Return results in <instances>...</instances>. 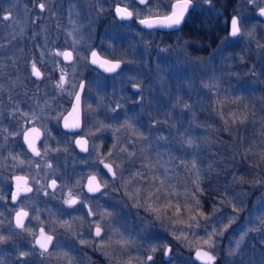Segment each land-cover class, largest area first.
I'll use <instances>...</instances> for the list:
<instances>
[{
  "label": "rangeland",
  "instance_id": "1",
  "mask_svg": "<svg viewBox=\"0 0 264 264\" xmlns=\"http://www.w3.org/2000/svg\"><path fill=\"white\" fill-rule=\"evenodd\" d=\"M55 1L0 0V93L29 85L31 88L24 91L26 96L23 100L35 102L32 110L37 107L41 122L46 118L58 121L68 109L67 103L85 73L87 52L92 46L97 45L105 53L116 54V58L122 62V69L114 77L92 74L83 92V130L91 138L90 152L79 160L62 156L57 158L55 164L56 176L59 174L61 177L68 170L67 165L86 164L85 168L91 171L98 169L99 160L109 161L117 173L113 182L116 186L112 189L114 193L104 194L99 201L108 200L115 210L110 212H117V215L109 218L108 226L118 228L119 232H110L109 235L118 234L119 239L123 235L133 243L125 251L114 242L112 247L116 254L105 250L101 254L102 259L105 262L113 257L121 262L132 259L133 264H136L137 260L146 262V256L153 255L150 264H160L158 253L161 254L164 246L173 242L177 248L172 252L171 264H197L192 258L195 248L174 237L184 232L189 239L202 242V239L207 238L206 232L193 225L196 233L193 237V229L171 223L168 217L176 219L173 215L175 207L168 212L167 217L157 219V215L162 214L150 212L148 207L160 208V203L157 204L154 199L149 200L146 193H142L139 199L130 197L128 193H135L137 187L149 188L150 183L160 187L158 181L150 180L157 175L153 170L158 171L159 167L163 171L159 175H164L169 191L174 189L183 194L185 189L189 193L195 190L193 181L196 175L189 162L195 160L197 168L199 162L193 154L188 156L186 166L177 155L175 159L172 153L169 155L167 148L163 152L166 155L151 150L155 139H159L164 146L166 144L167 136L164 133L158 135V129L163 126L165 130L168 121H164V117L157 118V115L167 112V120L168 117L178 115L181 122L188 115V123L194 122L197 113L193 104L202 93L203 96L212 97L215 106L213 123L221 122L224 125L218 128L219 131L229 133L226 126L234 124L232 113L238 116L244 113L248 117L243 124L236 122L233 132V135L238 132L236 142L240 157L230 172L224 204L219 211L207 215L209 220L199 218V222L201 225L206 224L209 232L213 224L218 222L219 232L229 219L235 218V223L223 236L214 237L217 247L212 254L217 258L216 264H264V224L261 223L264 221V207L261 206L264 201V184L251 183L255 180L264 181V162L260 161L259 156L264 151V21L256 15V10L263 7L264 2L257 0L253 6L247 0H211L210 4L204 0H195L194 9L199 11L203 21L218 26L217 29H224L226 19L240 14L245 32L241 37L225 41L227 28L214 48L203 58H197L191 51L199 50L200 46L180 31L164 33L142 29L135 23H119L113 19L99 25L101 18L110 12L111 0H69L66 5L67 21L62 27L66 38L55 41L53 45L50 37L55 30ZM39 3L45 4V10L38 8ZM137 8L143 9L134 6V11ZM9 13L10 18L5 20L4 16ZM248 32L252 36H248ZM152 42L162 47L150 55ZM68 45L74 59L64 65L58 61L60 55L57 53H61ZM33 63L41 72L40 78L32 75ZM61 75L65 81L62 86L59 83ZM195 76L200 77V80H195ZM135 84H139L140 88L132 91L130 86ZM225 85L230 87V94L225 92ZM172 104H179L174 115L168 109L173 107ZM144 106L147 115L144 114ZM142 117L147 118L150 124L148 132L138 137L136 131L138 128L140 130ZM185 131L190 135L186 137L183 133ZM195 131L196 125L195 130L193 127L190 130L185 127L180 131L181 138L185 136L186 142L194 140ZM137 172L143 173L149 180L142 182L137 178L125 187V183ZM239 178H243V181L238 182ZM105 181L112 184L108 178ZM257 186L262 188L255 191ZM170 199L173 204L177 202L175 197ZM179 200L184 203L183 196ZM98 203L87 201L91 207ZM187 203L193 206L194 200L189 198ZM233 206L242 210L236 212ZM194 214L192 207V211H185L180 219L185 224L190 223L189 216ZM97 219L103 223L99 216ZM245 231L248 234L244 236L240 247L234 255H229L230 249L236 248L235 241ZM64 241L62 236L58 238L56 264H68L69 260L63 250ZM152 246L158 247L155 253L150 251ZM122 252L124 255H119ZM128 252L129 256L126 255ZM48 257L42 258L43 264H51ZM89 260L88 256L82 258L84 264H91Z\"/></svg>",
  "mask_w": 264,
  "mask_h": 264
},
{
  "label": "flooded vegetation",
  "instance_id": "2",
  "mask_svg": "<svg viewBox=\"0 0 264 264\" xmlns=\"http://www.w3.org/2000/svg\"><path fill=\"white\" fill-rule=\"evenodd\" d=\"M68 1L56 0L54 3L56 8V15L53 17L55 30H53L50 37L53 45H55V41L66 38L62 27L66 24L68 17L66 10ZM110 3V12L101 18L99 25H104V23L113 19L123 24L135 23L138 27L145 29L137 23L139 18H143L142 16L133 18L132 20H121L116 17L114 9L118 3L119 6L123 7L125 4L120 3L118 0H111ZM134 6L143 7L142 5L134 4L129 10L134 11ZM198 22L199 11L193 9L190 10L186 21L178 29L159 30L164 33L182 32L185 28L194 27ZM93 49H96L105 58L118 60L116 54L105 53L97 45L91 47L86 56L87 66L86 69L84 68V77H81L77 86L78 89L80 82L83 81L84 90L81 95V106L83 92L92 74L99 73L105 77H114L122 69L113 74H106L95 66L90 65L88 63V56ZM66 50L72 53V59L65 61L63 56L60 55L58 61L64 65L74 59L69 45L62 52ZM34 78L38 77L34 76ZM30 88L29 85H21V88L17 87L11 89L9 92L0 93V264H43L42 258L45 256H49L48 260L51 264H56L58 255H55V250L57 249L56 244L60 236L65 239L63 250L67 254L66 259L71 260L72 264H84L82 261L83 256H88L91 264H108V261L110 264H118V262L119 264H123V261H118L115 257L106 262L101 257V254L105 250L108 252L114 251L116 254L112 245L115 241L119 240L118 234L110 235L111 242L108 241L107 237L103 241L100 238L93 239L95 223H99L98 216L86 215L89 208L94 213L104 211L111 213V216L117 215V212H110L115 211L112 209V203L108 202V200L107 202L104 200L99 201L104 194L112 195L114 193L112 189L116 188L115 183H113L116 179L113 180L109 176L102 167L103 163L100 161L111 163L106 160H99L98 169H91V171L85 168L87 167L86 164L82 166L67 165L68 170L65 171L64 176L62 175L61 177L59 174L56 176L55 164L57 158L67 156L68 158L76 157L79 160L85 158L90 152L91 138L83 130L85 124L82 119V107L80 106L81 126L78 129L69 130L65 129L62 125L63 116L69 111L74 95L69 103H67L68 109L58 121L46 118L45 121L41 122L38 116L40 112L37 107L35 110H32L35 102L23 100L26 96L24 95V91ZM32 129H38L39 133L32 132ZM25 133L29 135L28 141L24 139ZM37 135H39L38 139L36 138ZM77 138H85L88 151H79L75 143ZM29 141L33 143L36 150L40 152V155H36L29 147ZM66 142L68 143L66 144ZM94 175L101 184L105 183L106 178L112 182L111 185L108 183L107 189H102L103 194L89 193L86 189L88 177ZM16 177H23L24 180L20 181L21 186L30 187L32 191L22 194L16 201H13L12 194L16 191L17 186ZM25 180L27 181L26 185ZM53 181L56 183L55 188L51 187ZM69 194H71V197L76 198L78 201L82 200L84 203L78 202L76 205L69 207L65 203L69 199ZM87 201L99 203L91 207L87 204ZM21 209L28 213V216L24 218V225L29 231L16 226V213ZM65 221L71 224V228L62 226ZM89 224H92L91 229H89ZM41 229L44 230L46 235H51L54 238L48 252H45L43 255H41L42 250L35 244V239L39 236ZM80 240L89 241V243L81 244ZM101 244L104 246L101 247ZM166 245L172 247V252L177 248L173 242ZM130 252L132 253L133 251ZM21 253H26V255H21ZM119 255H124V253L122 252ZM126 255L129 256L130 253L128 252ZM158 255V263H169V257L166 260L163 259V252L161 254L158 253Z\"/></svg>",
  "mask_w": 264,
  "mask_h": 264
},
{
  "label": "snow or ice",
  "instance_id": "3",
  "mask_svg": "<svg viewBox=\"0 0 264 264\" xmlns=\"http://www.w3.org/2000/svg\"><path fill=\"white\" fill-rule=\"evenodd\" d=\"M204 2L210 4L211 0H204ZM262 2H264V0H262ZM120 3H125V0H120ZM247 3L255 6L257 3V0H247ZM134 4L142 5L143 9L137 8L135 11H130L129 8ZM37 6L41 11L45 10L44 3H39ZM194 8H195V0H127V3H125L124 7L119 6V3H118L114 9V12H115V15L121 20H132L133 18H139L142 16L143 18H139L137 21L140 25H142L145 29H148V30H159V29H178L179 26L186 21V18L190 10H193ZM258 14L260 17H264V7L258 8ZM10 15H11L10 13L6 14L4 16V19L5 20L9 19ZM225 24L228 28V35L225 37V41L230 40V38L241 37L245 35V32L242 29V17L240 16V14L232 15L230 19H226ZM247 35L252 36V33L248 32ZM57 55H62L64 59L66 60L72 59L71 52L57 53ZM91 56H92L91 63L98 65L105 72L114 73L121 67V63H122L121 61H116L115 63H113L108 60H101L98 57L97 52L95 51L91 53ZM32 70H33V74L36 77L39 78L41 76V72L37 68L35 63H33L32 65ZM64 82H65L64 76L61 75L60 82H59L60 86H62ZM133 87L136 89H139L140 85L135 84L133 85ZM80 89L81 91L84 90L83 83H81ZM80 99H81L80 94L77 93L75 96L76 105L73 106V112L78 111ZM217 103L220 104L221 102L217 101ZM185 107H188V106L185 105ZM222 114L223 113L221 111V115ZM69 115H71V113ZM231 115L233 117L232 123L239 122L240 124H243L247 120V116L241 119L235 113H232ZM64 120H65L64 127L66 129H76L81 126L79 120H76L75 122H72V123H69L68 117H65ZM225 123L227 124L228 121H225ZM121 127H125V126L122 125ZM128 127H131V125H128ZM31 131L39 133L38 129H32ZM117 131H119V129ZM36 138L38 139L39 135H37ZM24 139L26 141L29 140L28 133L24 134ZM76 143L81 146V149L83 151H88L86 147L87 145L86 140L84 141L77 140ZM187 143L191 144L192 141L188 140ZM29 147L33 150V152L36 155H40V152L36 150L33 143L30 141H29ZM111 154L112 153L109 152V156H111ZM129 155H133V154L130 153ZM259 156H260V161L264 162V151H262L259 154ZM100 162L104 164V168H106L107 171L111 173L112 179L115 180L117 178V174L114 171L113 166L111 164L104 163L103 161H100ZM191 170H194L195 175H196V179L193 181L195 190L191 193H189L187 189H185L183 194L175 191L174 189L171 191H167L164 188L165 181L160 179L159 177L152 176L150 180L152 182L158 181L160 187H156L155 183H150L149 188L142 189L140 187H137L135 190V193L130 192L128 193V195L132 198L139 199L142 193H146L147 198L149 200L154 199L155 201H160L161 199H163L167 201L166 203L163 204L161 208H154V207H151V205H149L148 210L150 212L162 214V215H157L156 217L157 219H162L163 217H167L168 212L173 207H175V213L173 215L176 217V219H172L171 217H168L172 224L174 225L182 224V225H185V227L189 229H193V225H194L195 228H201L202 230H204L206 232L207 238L202 239V242L194 241V240L189 239L188 234L184 232H181V235H177L174 238L176 240H182V241L187 242L189 247H194L195 248V259L197 261H200L201 264H216L217 258L215 255L212 254L217 247L214 237L223 236L224 233L235 223V218L233 217L229 219L228 223L225 224L223 228L220 229L219 232H217L218 222L213 224L212 231L210 232L207 231L206 224L201 225V223L199 222V218H203L205 221H207L209 220L210 217L205 215L204 212L200 210L202 207V201L198 194L202 195L204 192V189L201 187V184H200L201 178H200L199 170L197 168V164L195 160L191 162ZM137 178H139L142 182L149 180V178L144 176L143 173L137 172V173H134L132 178H130L125 183V187H127L128 184L134 183V181ZM21 180H24V178L16 177L17 186H16V191L12 194L13 201H16L18 197H20L22 194H26L32 191L30 187L21 186V183H20ZM242 181H243V178H239L238 182H242ZM26 183L27 181L25 180V185ZM251 183H253L254 185L264 184V181L255 180V181H252ZM51 187L53 188L56 187L55 181L52 182ZM107 187H108L107 181H105L104 184H101L97 181V178L94 175L90 177L88 180L87 191L89 193L103 194L102 189H107ZM181 196H183L184 203H181L179 200ZM171 197L177 198V202L175 204H173L172 200L170 199ZM189 198L194 200L195 214L190 215L189 216L190 223L185 224V221L183 219H180V217L185 211H189V212L192 211L193 206L187 203ZM78 202L81 204L84 203L82 200L78 201L76 198L71 197V194H69V199L65 201V203L68 204L69 207L76 205ZM261 206L264 207V201L261 202ZM233 207H234V211L236 212H239L242 210L239 208H235V206ZM214 211H219V209L214 208ZM86 215L99 216V219L103 221V223H95L93 239L100 238L101 241H103L104 238L107 237L108 241L111 242V236L109 235V233L118 232L117 229L109 228L108 226V220L112 214L108 212L94 213L92 209L89 208ZM27 216H28V213L25 212L23 209H21L20 211L16 213V226L21 229H24L25 231H29V229H27L24 225V218ZM261 223L264 224V221H261ZM62 226L71 228V224H69L67 221L63 222ZM91 228H92V224H89V229ZM257 231H259V229H257ZM247 234H248L247 231L241 234L240 239L235 241L236 248L230 249L229 255H234L236 253V250L240 247L241 241L244 239V236H246ZM195 235L196 233L193 229L192 236L195 237ZM53 239H54L53 236L46 235L43 229L40 230L39 236L35 239V244L38 245L39 248L42 250L41 255H43L45 252H48L49 246L53 244ZM80 243L87 244L89 243V241L80 240ZM115 243L119 245L123 250L127 251L128 247L133 243V241L131 239H125L123 235H121L120 239L115 241ZM197 244H199V246H196ZM103 246L104 245L101 244V247ZM157 250H158L157 246H152L150 249L152 253H155ZM21 255H26V253H21ZM64 255L67 256L66 253ZM171 255H172V247L170 245H165L164 246V256L169 257V264H171ZM153 259H154L153 255H147L146 256L147 264H150V262H152ZM146 262L137 260L136 264H146ZM68 264H72L71 260L68 261ZM123 264H133V260L129 259L127 261H124Z\"/></svg>",
  "mask_w": 264,
  "mask_h": 264
},
{
  "label": "trees",
  "instance_id": "4",
  "mask_svg": "<svg viewBox=\"0 0 264 264\" xmlns=\"http://www.w3.org/2000/svg\"><path fill=\"white\" fill-rule=\"evenodd\" d=\"M217 27H215L209 21H203V17L199 15L198 24H196L192 28L183 29L181 34L184 35L187 39L196 42L198 46H200L199 50L191 51V54L194 57L203 58L204 56H206L209 51H211L217 44L220 36L226 33L227 26H225L224 29H221V27L217 29ZM152 45V47L150 46V55L157 52L159 47H162L161 45H155L154 42H152ZM232 51H234V49ZM195 80H200V77L195 76ZM194 87L195 85H193V89H195ZM224 88L226 90L225 92L227 94H230V87H228V85H225ZM182 98L183 97L181 96V99ZM198 98L199 100L195 101L193 104V109L197 113L194 122L188 123V115L186 116V120L183 122H181V119L178 115L174 117H168L167 120V112L165 114L157 115V118L163 119L164 117L163 120L168 121L166 122L165 130L163 129V126L158 129V135H163L164 133V135L167 136V138L165 139L166 144L164 146L163 143H160L159 139H155V144L152 146L151 151L154 153L159 151L161 154L166 155L163 152L164 150L168 149V151H170L168 152L169 155L172 153L174 159L177 155L179 158L184 160L186 166L188 156L191 154L195 156V158L199 162L198 170L201 178L200 184L204 189L202 195L198 194L202 201V207L200 210L203 211L205 215H208L214 211V208L219 209L224 204L226 195L225 187H228L227 185L228 183H230V172L232 170V167H234L240 157V149L237 146L236 142L239 137L238 132L236 133V135H233V132L236 128V123L226 126L229 133L218 130L219 127H224L223 123H213L212 117L214 115L213 113L215 106L213 105L211 96H203L201 93L200 97ZM177 102L178 101H176V103ZM177 105L179 106V104ZM177 105L175 106V104H172L173 107H168L169 111H171L170 113H173V115L176 114ZM143 111L144 114L146 113L145 115H147L145 106L143 107ZM245 116L248 117V115L242 113L239 117L243 119ZM140 124V130L138 128V130L136 131L138 132V134L136 135L138 137L144 136L148 132L147 127L150 123L147 118L142 117L139 125ZM195 125L196 138L194 140L190 139L192 141V145L189 146V144L186 142V137L190 134L188 133V131H185L183 133L186 137L184 136V138H181L180 131H183L185 127H187L189 130L193 127L195 130ZM189 164L191 165L190 162ZM155 172H157V177L165 180L164 175L162 177L161 175H159V173L163 172L160 167L158 168V171L154 169L153 173ZM166 187L167 182L165 183L164 188L165 190L169 191ZM257 187L258 188L255 191H259V189L262 188V186ZM166 202L167 201L163 199L157 201V204H161V206L158 207L161 208ZM193 210L195 211L194 205Z\"/></svg>",
  "mask_w": 264,
  "mask_h": 264
},
{
  "label": "water",
  "instance_id": "5",
  "mask_svg": "<svg viewBox=\"0 0 264 264\" xmlns=\"http://www.w3.org/2000/svg\"><path fill=\"white\" fill-rule=\"evenodd\" d=\"M121 7H123V6H121ZM263 7H264V6H263ZM256 15H257L260 19H262V20L264 21V17H260V16H259V14H258V9L256 10ZM116 17H117V16H116ZM117 18H118V17H117ZM137 23H138V22H137ZM138 25H139V26H142V25H140L139 23H138ZM142 27H143V26H142ZM234 38H235V37H234ZM93 51L97 52L96 49H93L92 51H90L89 56H88V63H89L90 65L95 66L97 69L101 70L103 73H106V74H113V73L105 72V71H104L102 68H100L98 65H95V64H92V63H91V59H92L91 53H92ZM65 52H70V51H69V50H66ZM97 54H98V57H99L101 60H108V61H111V62H113V63H115L116 61H119V60H112V59L105 58V57L101 56L98 52H97ZM63 59H64V57H63ZM64 60H65V61H69V60H66V59H64ZM121 68H122V63H121V67H120V69H121ZM120 69H118L117 71H119ZM117 71H116V72H117ZM116 72H114V73H116ZM33 75H34V74H33ZM34 76H35V75H34ZM81 83H83V81L80 82L79 87H78L77 91L75 92V94H74V96H73V99H72V102H71V106H70V108H69V111L63 116V119H62V125H63V127H64V122H65V120H64L65 117H68V121H69V123H72V122H75L76 120H79V122H80V124H81V120H80V106H81V99H80V102H79V108H78V111H77V112H73V106L76 105V100H75V96H76V94L79 93V94H80V97H81V95H82V91H81V89H80V85H81ZM83 84H84V83H83ZM130 89H131L132 91H137V90H138V89L134 88L133 85H131ZM70 113H71V115H69ZM64 128H65V127H64ZM65 129H66V128H65ZM76 129H78V128H76ZM69 130H73V129H69ZM77 140L84 141L85 138H77L76 141H77ZM76 141H75V143H76ZM76 147L79 149V151H81V152H85V151H83V150L81 149V146L78 145L77 143H76ZM86 147H87V145H86ZM104 163H108V162H104ZM108 164H109V163H108ZM102 167L104 168V164H102ZM104 170L109 174V176H111V173H109V172L107 171L106 168H104ZM89 178H90V176L88 177V180H89ZM88 180H87V184H86V189H87V186H88ZM167 258H168V257L164 256V251H163V259L166 260ZM192 258H193L198 264H201L200 261H197V260L195 259V250H194L193 253H192Z\"/></svg>",
  "mask_w": 264,
  "mask_h": 264
}]
</instances>
